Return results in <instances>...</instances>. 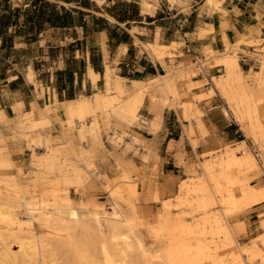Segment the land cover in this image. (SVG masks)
Here are the masks:
<instances>
[{
  "label": "rangeland",
  "instance_id": "374dc122",
  "mask_svg": "<svg viewBox=\"0 0 264 264\" xmlns=\"http://www.w3.org/2000/svg\"><path fill=\"white\" fill-rule=\"evenodd\" d=\"M32 1L8 0L7 5L10 6V10H19L16 23H14L16 25L10 27L8 34H13L14 28H19L20 32L14 35L12 48H0V77L12 80L15 75H25V72H28L26 76L28 81L36 84L33 81L36 75L37 79L49 83L55 67L50 59L60 54L59 41L67 43L71 37L75 36V33L74 31L49 32L41 39L49 42L50 47H38V44L26 46L24 34L27 33V30L24 27V21ZM42 1L54 4L60 11L63 9L69 11L74 24H84L91 28H95L97 25L101 27L103 21L91 12L93 10L103 13L112 8L117 12H128L129 14L134 12L132 3H128L130 6H127L124 1L117 3L113 0L114 3H109L108 7L105 4L112 0ZM0 2L3 1L0 0ZM2 13L3 9H1L0 15ZM46 29L48 28L46 27ZM173 45L176 46V43ZM64 48L63 46L62 49ZM225 56L236 57V55L228 54L218 55L211 50L205 53L203 61L201 59L197 61L199 65L208 68L211 66L210 57L215 60L214 64L217 65L221 63L218 58ZM223 65L224 76H219L217 79L212 78V82L219 88L231 106L235 119H240L237 121L241 125L245 138L251 142L252 149L260 155L264 164V57L260 58L258 68L246 77V79L253 77L256 91L248 88L239 66L234 72L237 63L230 66ZM31 67L35 70L33 75L31 71L29 72ZM196 72L191 70L183 73L190 78L196 75ZM16 82L19 88L24 84L21 77ZM218 82L221 84L219 87ZM3 83L6 84V81ZM169 84L170 87L167 90L160 92L176 93L174 81ZM133 86L134 84L130 88L126 87L127 91L124 90L123 93L118 91L117 86L113 91H109L108 94L114 95L113 100L110 104L104 103L103 109L86 113L81 117L78 116L79 119L75 116H66L67 120L60 123L61 131L58 129L49 132L52 124L48 121V116L51 112L47 111L49 108H55L51 105H46L42 109L37 108L40 112L39 119H35L33 111L31 113L19 112L15 121L5 123L0 114V214L6 217L8 212L14 211L11 218L0 222V237H2L0 239V262L2 259L5 260H2L1 264H43V262L44 264H101L100 255L93 247V243H97L96 241L99 239L91 228L94 224L90 220L82 221L80 215L82 223L81 221L80 223L76 222L73 224L75 227L72 225L69 231L55 221L46 225L36 222L31 227H26L22 224L24 215L19 211L20 203L24 198L38 202L43 196L50 193L69 196L71 188H74L75 191L81 189L87 195L95 191V189H91L94 188V182L102 183L101 189L110 199L108 208L111 204L116 203L126 213L133 228L135 227L134 230H137L136 232L142 239L146 251L157 252L161 256L156 264H167V253L171 250L181 251L179 255L184 256L188 261L197 259L195 264H264V232L254 240L239 238L238 236L245 231L242 224H236L237 214L245 211L251 205L262 202L260 200L250 203L245 198L242 191L243 186L250 184L247 178L239 180L238 177L243 173L259 171V168L258 165L253 170L246 167L227 166L229 162H226L228 160L225 155L231 149L229 146L217 153L209 154L211 159L202 163L200 169L207 178L200 176L181 181L172 195L164 199L154 195L152 198L155 202L154 206L149 208L146 213L142 211L139 206L140 195L136 191V181L139 175L130 162L132 154L137 155L138 152L133 151L132 145L125 143L124 139L128 138V135L124 132L118 135L117 129L112 125V123L114 125L118 123L129 126L137 118L143 101L138 103L135 102L134 97H131ZM212 92L213 90L209 94ZM203 97L204 95L198 98ZM128 104H130L129 109H124ZM190 105L188 103L182 106L187 110L191 107ZM59 106L62 107V105ZM85 115L87 116L85 117ZM185 117L187 116L185 115ZM35 120L38 122L33 123ZM252 126L253 130L250 128ZM100 128L105 129L106 132L104 144L99 140ZM131 140L136 143V146L143 147L142 141L134 137ZM107 144L112 149L110 153H107V156L113 163L112 174H108L109 176L101 174L99 171V168L109 163L107 156L100 155L98 151L104 149ZM23 148L28 151L24 153ZM14 150L23 154L20 162H16L15 158L11 157ZM239 150H248L244 142L235 146L237 153L240 152ZM207 165L211 167L210 171L206 170ZM93 200L94 203L107 208L103 203ZM165 211L167 212L165 213ZM164 216L169 219L165 218V220ZM167 222L169 225H166ZM42 225L44 226L42 227ZM262 226L264 227V222ZM223 227L229 228L230 239H227L222 233ZM64 228H66L65 231ZM154 228L162 234H158ZM185 228L186 230H184ZM106 236L110 241L109 234ZM72 240L76 244L67 245L66 242ZM61 242H63V246L60 245ZM22 243L31 246L27 249L29 252L26 250L24 255L18 253ZM183 243L189 247L187 252L178 249ZM43 244H47V247ZM132 244L134 247L132 245L125 250V245L121 241L117 245L111 244L110 253L113 259L125 264H144L140 250L134 243ZM5 249L9 250L11 255H5Z\"/></svg>",
  "mask_w": 264,
  "mask_h": 264
},
{
  "label": "crops",
  "instance_id": "0c3cea01",
  "mask_svg": "<svg viewBox=\"0 0 264 264\" xmlns=\"http://www.w3.org/2000/svg\"><path fill=\"white\" fill-rule=\"evenodd\" d=\"M115 1H124L127 6L132 3L133 14L117 12L112 8L103 13L93 10L91 12L103 20L101 27L73 24L65 28H48L38 33L35 41L24 43L26 46L38 44V47L48 48L49 42L41 39L47 33H75L67 43L59 41L60 54L50 59L55 67L49 83L37 79L36 75L33 79L36 84L28 81V72L15 75L12 80L0 77V114L5 123L15 121L19 112L33 111L35 119H39L37 108L51 105L55 108L47 111L51 112L48 116L52 124L49 132L61 131L60 123L67 120L65 110L72 102L78 103L80 98L89 101L90 112H94L103 109L104 103L98 104L95 99L105 93L108 84L113 91L119 82H123L127 91L126 87L134 84V89L138 86L135 82H140L139 86L147 87V90L141 99L143 103L137 118L129 126L112 125L118 135L121 132L128 135L125 143L138 152L136 156L132 154L130 162L138 171L136 191L140 195L139 206L146 213L155 204L152 200L154 195L168 198L181 181L200 176L207 178L200 166L211 159L209 154L217 153L226 146L234 149L242 141L252 148L231 106L212 82V78L224 76V65H215V60L210 57L211 66L204 68L197 60L203 61L205 53L211 50L218 55H236L234 72L239 66L248 88L256 91L253 77H246L258 68L260 58L264 57V0ZM109 3L114 1L107 2L105 6L108 7ZM156 42L171 45L172 55L159 60L144 46ZM218 59L223 60V57ZM90 70L97 75L94 81ZM191 70L197 71L196 75L188 78L183 72ZM30 71L35 74L33 67L29 68ZM167 75L169 83L174 81L176 93L156 89L160 77ZM19 77L24 83L21 88L16 82ZM202 95L204 97L199 99ZM188 103L191 107L185 110L182 105ZM129 107L128 104L124 109ZM75 117L78 118L77 115ZM75 122L78 125L77 120ZM105 134V129L100 128L99 140L103 144ZM132 137L142 141L143 147L136 146ZM104 147L98 151L100 155L107 156L112 149L108 144ZM23 150L24 153L28 151L26 148ZM255 154L259 171L243 173L238 178H247L253 186H264L263 160L257 152ZM11 157L20 162L23 154L14 150ZM107 161L109 163L99 171L109 176L113 163L108 156ZM101 186V182H94L91 189L95 191L87 195L81 189L75 191L71 188L68 195L75 203L92 204L95 199L107 207L110 199ZM263 222L262 200L236 215V224H242L245 231L238 237L256 239L264 232Z\"/></svg>",
  "mask_w": 264,
  "mask_h": 264
},
{
  "label": "bare ground",
  "instance_id": "6f19581e",
  "mask_svg": "<svg viewBox=\"0 0 264 264\" xmlns=\"http://www.w3.org/2000/svg\"><path fill=\"white\" fill-rule=\"evenodd\" d=\"M209 1H211V0H209ZM144 46L152 55L157 57L159 60H162L167 55H169V56L172 55V46L171 45H166V44H161V43H150V44H145ZM236 60H237L236 57H233V56L232 57L231 56L226 57L225 56V57H223V60H221L220 62L225 64V65L230 66L232 64H236L237 63ZM90 77L94 81L95 78L97 77V75H95L92 72V70H90ZM215 79H217V78L215 77ZM169 81H170L169 75L160 77V79L158 80V84H157L156 89L158 91L167 90L170 87ZM135 83L138 86L136 85L137 87H135L133 89L134 100H135V102L140 103L142 96L144 95V93L147 90V87L143 88V87L139 86L140 82H135ZM220 85L221 84L218 82V87ZM146 86H147V84H146ZM117 89L120 93L124 92L123 82H119L117 84ZM110 90H111V87L108 84L106 89H105V93H101L100 95H98L96 97V99H95L96 102L98 104H100V103L101 104L102 103L110 104L111 101L113 100L112 97H109L110 95H108ZM112 96H114V95H112ZM90 111H91V105H90L89 101H80L78 103L72 102L68 106V108L65 110V113L69 116L77 115V116L81 117L84 114L89 113ZM237 120H240V119H237ZM250 128H252L251 130H253V126ZM243 142L245 144V147L248 150H241V151L239 150L240 152L237 153L235 151V148L230 149V151L227 152L225 155L226 159L228 160V161H226V160L225 161L229 162V164H227V166L246 167L249 170L250 169L251 170L256 169V167H257L256 154L249 144H247L245 141H242V143ZM206 170L210 171L211 167L209 165H207ZM242 191L245 195V198L248 199L250 201V203H256V202H259L260 200L264 199V186L255 187L253 185L248 186V185L244 184ZM20 206H21V209L19 211L22 212V214L24 215V220H23L22 224L26 227H31V225H34V223H36V222L40 223V224L43 223L44 225H46L47 223L49 224V222L55 221V223H57L63 227H66L69 231V228H71L73 224H76V222L80 223V221H81L80 215L82 217V221L83 220H90L94 225L93 226L89 225V226H92L91 228H93V230H94L93 232H95L96 236L98 237L97 239H99L96 241L97 243H95V244L93 243V247L98 251V253L100 255L99 261L101 264H125L122 261L119 262V261H116L115 259H113V257L111 256V253H110L111 244L117 245L119 241H121L125 245L124 250L126 248L127 249L130 248L133 245L132 243H134L135 246L141 252V256L143 258L144 264H156L161 259V256L157 252L149 253L146 251L142 239L140 238V236L136 232L137 230L136 231L134 230L135 227L133 228L130 219L128 218L126 213L123 210H121L120 207L118 206V204H116V203L111 204L109 208H105L104 206L99 205L98 203L88 204L85 202L82 203V201L79 203L78 202L75 203L71 198H69V196H66V195L61 196V195L50 193L49 195L43 196L41 198V200L38 202L29 201L26 198H24L23 201L20 203ZM163 208H166V207H163ZM81 212H83V213H81ZM166 212L167 211H165V213ZM7 214H8V216H6V217H4V215L1 216V214H0V222H5L8 218H11L12 215L14 214V211H10ZM52 216H54V218H52ZM165 218L169 219V217L164 216V219ZM205 219H207V218L205 217ZM217 220H215V221L217 223H219ZM82 221H81V223H82ZM44 225H42V227ZM83 225H85V224L83 223ZM166 225H169V223L167 222ZM166 225H164V226H166ZM182 225H183V223H182ZM184 226H186V225L184 224ZM86 227L88 228V226H86ZM176 227H178V226H176ZM66 228H64V231L66 230ZM173 228H175V227H173ZM178 228H180V227H178ZM154 229L158 233V230H156V228H154ZM166 229H167V226H166ZM58 230L60 231V229H58ZM184 230H186V228ZM70 231H71V229H70ZM105 231H107L108 233H106ZM187 231H185V232H187ZM222 233L225 235V237L227 239H230L229 236H231V232H230L228 227H223ZM106 234H109L110 241L107 240ZM160 234H162V232ZM116 235H118V238H116ZM44 236H46V235H44ZM1 238L2 237H0V239ZM66 238L68 239V237H66ZM72 241L66 242L67 245H72L74 243V240H72ZM229 241L231 242V240H229ZM74 244H76V243H74ZM43 245L46 246L47 244L46 245L43 244ZM43 245H42V248L44 249ZM60 245L63 246L64 245L63 242H61ZM203 246L205 247V245H203ZM133 247H134V245H133ZM167 247H168V245H167ZM29 248H31V246H29L27 243H22L19 246L18 253L24 255L26 253V250ZM199 248H200V246H199ZM199 248H197V249H199ZM178 249H182V252H187L189 250V247L183 243V244H181L180 248H178ZM4 252H6L5 255H11V252L7 249H5ZM180 252L181 251H179V250H175V251L171 250L167 253L169 264H193V263L195 264V262L198 261L197 259L188 261L184 258V256L179 255ZM45 253H44V255H45ZM207 254H208V252H207ZM43 256H42V258H43ZM39 257H41V256H39ZM44 257H46V256H44ZM142 258H141V260H142ZM8 259H9V257H8ZM2 260H1V262H2ZM163 260H165V259H163ZM3 261H5V260H3ZM1 262H0V264H1ZM168 262H167V264H168ZM39 263H41V262H39ZM43 264H44V262H43ZM235 264H237V263H235Z\"/></svg>",
  "mask_w": 264,
  "mask_h": 264
},
{
  "label": "trees",
  "instance_id": "16d2710c",
  "mask_svg": "<svg viewBox=\"0 0 264 264\" xmlns=\"http://www.w3.org/2000/svg\"><path fill=\"white\" fill-rule=\"evenodd\" d=\"M0 8L3 13L0 15V48L10 49L13 47L14 35L20 32L19 28H14L13 34H8L10 27L16 25L18 9L10 10L7 5L8 0H2ZM0 9V11H1ZM25 26L27 33L24 34L26 42H33L37 39L38 33L47 28H65L74 24L72 15L63 9L60 11L54 4L42 0H33L29 10L25 14ZM16 27V26H14Z\"/></svg>",
  "mask_w": 264,
  "mask_h": 264
},
{
  "label": "built area",
  "instance_id": "2783aa9c",
  "mask_svg": "<svg viewBox=\"0 0 264 264\" xmlns=\"http://www.w3.org/2000/svg\"><path fill=\"white\" fill-rule=\"evenodd\" d=\"M262 178L264 179V174L262 175Z\"/></svg>",
  "mask_w": 264,
  "mask_h": 264
}]
</instances>
